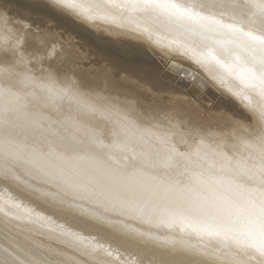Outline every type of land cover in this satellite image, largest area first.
<instances>
[{"label":"snow or ice","instance_id":"1","mask_svg":"<svg viewBox=\"0 0 264 264\" xmlns=\"http://www.w3.org/2000/svg\"><path fill=\"white\" fill-rule=\"evenodd\" d=\"M104 5L122 10L112 23L135 25L150 41L161 29L181 33L184 39L163 45L169 71L176 74L180 57L194 67L192 81L211 82L243 104L255 126L232 125L225 142L234 139L245 155L233 159L220 151L218 163L173 174L181 161L202 151L197 146L181 152L172 143L171 136L196 134L178 113H166L153 132L139 126L131 102L120 108L97 94L90 103L68 79L59 87L58 78L67 73L29 39L32 23L14 24L0 12V81L16 77L31 86L36 81L28 63H47L37 84L46 104L67 98L80 112L111 121V135L118 138L105 143L98 127L83 128L76 119L45 123L39 114L22 117L20 94L0 86V189L14 197L0 207V264H68L52 259L62 253L37 243L20 223L44 226L51 219L108 242L100 248L104 259H97L95 249L81 252L93 264H264V0H55L57 10L90 23L100 17L87 8ZM145 136H155L160 147L134 148ZM16 200L40 212L21 210ZM177 222L192 224L201 239L158 231ZM64 235L70 244L76 240V233Z\"/></svg>","mask_w":264,"mask_h":264},{"label":"bare ground","instance_id":"2","mask_svg":"<svg viewBox=\"0 0 264 264\" xmlns=\"http://www.w3.org/2000/svg\"><path fill=\"white\" fill-rule=\"evenodd\" d=\"M80 2L85 5H103V0ZM37 4L42 6L37 7ZM3 5L0 12L14 24L23 26L29 21L32 23V35L29 39L40 47L42 53H48V59L52 60L62 73H67V77L61 75L58 78L59 87H64L60 81L68 79L73 89L90 103L96 101L97 94L110 98L120 108L131 102L141 117L137 121L139 126L153 132L156 131L154 126L160 123L166 113H178L184 121V127L189 132L194 130L196 134H185L182 139L179 134L171 136L172 143L177 144L181 152H194L197 146H200L202 151L200 155H194L190 162L181 161L179 168L172 170L173 174L176 171L183 172L185 167L192 171L218 163L215 153L220 151L226 152L233 159L245 155L234 139L225 142V136L232 125L239 124L249 128L255 126L254 120L250 122L245 118L251 114L241 102L211 82H208L213 90L210 92L218 91L225 97L211 108L204 107L187 92L165 90L169 83L165 81L164 76L171 78V75H164L160 69L159 61L169 60L163 45L173 39H184L180 32L161 29L150 41L143 32L136 30L135 25L121 26L119 23H112L111 18L122 10L111 5H104L100 9L87 8L88 13H98L100 18L96 23L86 21L83 16L57 10L55 0H3ZM21 17L26 19L21 20ZM46 22L47 26L43 24ZM5 27L15 31L13 24ZM60 28L63 31H58ZM76 39L79 40L78 43ZM156 40L160 41L159 45L153 42ZM176 59L177 66L185 67L187 73L195 75L194 67L186 60L180 57ZM47 67V63L37 64L35 60L28 63V68L36 81L31 86L26 87L16 77L0 81V86L12 87L14 92L20 94V102L25 105L22 117L24 113H27L28 117L39 114L46 118L45 123L76 119L83 128L98 127L104 133L105 143L118 139L111 135L114 127L111 121L103 120L98 115L80 112L76 103L67 98L46 104L37 84L43 82ZM234 84L239 86L238 82ZM189 91L197 93L194 88H190ZM177 131L179 133L180 130ZM144 141L140 145L133 144V147L152 152L160 147L155 136H145ZM157 171L160 174L165 172L164 169ZM184 175L187 176L188 173ZM10 197L14 199L12 193L0 189V207H3ZM16 203L20 205L21 210L31 208L35 212H40L39 208L27 201L16 200ZM20 223L23 225L22 230H31L28 234L37 243L54 250L55 253H62L54 255L52 257L54 260L67 261L68 264H93V261L81 252L94 249L93 254L98 260L105 258L100 248L102 245L107 247L108 242L95 234L76 232L56 219H51L44 226L31 224L26 220ZM130 226L135 227V224ZM69 231L76 233V240L71 244L70 238L64 235ZM158 231L190 236L193 242L201 239L193 232V225L190 223L177 222L171 227L160 226ZM203 242L208 243V239L203 238Z\"/></svg>","mask_w":264,"mask_h":264},{"label":"rangeland","instance_id":"3","mask_svg":"<svg viewBox=\"0 0 264 264\" xmlns=\"http://www.w3.org/2000/svg\"><path fill=\"white\" fill-rule=\"evenodd\" d=\"M43 24H45L46 26L48 25L47 22ZM49 25H52V24H49ZM58 31H63V30L60 28ZM75 41H77L76 43L79 42L78 39H76ZM78 47H80V45H78ZM159 63H160L161 72L164 75H169V76L171 75V78L164 76L166 78L165 81L169 83V85L167 84L166 86L167 89L165 88L167 92H172V91L175 92L178 90L187 92L191 98H193L195 101H197L198 103H200L206 108L213 107L221 98H225L223 94L219 93L218 91L210 92L212 90L210 84L203 83L202 78L197 79L196 81H192V75L190 73H187V70L185 69V67L180 68L179 66H177V70H174L176 74H174V72L169 71V60H167V62L159 61ZM165 72L167 74H165ZM184 74H187V75H184ZM182 75L184 76V78H181ZM195 75H197L196 71H195ZM190 88H194L197 93L196 94L191 93L189 91Z\"/></svg>","mask_w":264,"mask_h":264}]
</instances>
